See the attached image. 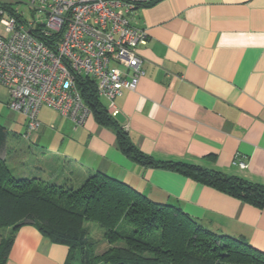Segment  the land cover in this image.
<instances>
[{
  "label": "crops",
  "instance_id": "crops-1",
  "mask_svg": "<svg viewBox=\"0 0 264 264\" xmlns=\"http://www.w3.org/2000/svg\"><path fill=\"white\" fill-rule=\"evenodd\" d=\"M25 1L0 0V5L15 9ZM128 19L148 38L136 51L144 76L135 91H123L115 100L114 121L132 145L156 161L196 165L264 186V0H160ZM8 101L0 86V127L7 132L1 158L19 167L22 177L79 186L101 172L264 252V208L178 172L139 165L92 112L75 127L42 107L40 129L25 139L26 121L9 110ZM13 141L18 151L8 155ZM54 165L58 173L52 172ZM68 256L66 246L53 244L29 224L15 233L5 264H67Z\"/></svg>",
  "mask_w": 264,
  "mask_h": 264
},
{
  "label": "trees",
  "instance_id": "trees-1",
  "mask_svg": "<svg viewBox=\"0 0 264 264\" xmlns=\"http://www.w3.org/2000/svg\"><path fill=\"white\" fill-rule=\"evenodd\" d=\"M0 9L21 17L11 7ZM77 84L97 123L110 127L119 149L139 165L178 172L256 209L264 208L262 185L144 155L107 114L93 81L79 79ZM6 138L0 127V230L8 229L6 235L0 234V264L6 263L17 230L29 224L53 244L68 248L67 264L73 253L78 264H264V252L243 240L209 230L177 204L155 202L104 173L89 174L79 186L59 183L57 178L45 182L42 177L14 176L1 158ZM88 222L98 225L107 244L99 254L97 241L83 226Z\"/></svg>",
  "mask_w": 264,
  "mask_h": 264
},
{
  "label": "built area",
  "instance_id": "built-area-1",
  "mask_svg": "<svg viewBox=\"0 0 264 264\" xmlns=\"http://www.w3.org/2000/svg\"><path fill=\"white\" fill-rule=\"evenodd\" d=\"M158 1L29 0L30 18L0 9V86L8 93L9 110L26 121L25 139L40 129L42 107L83 126L91 110L79 79H91L107 114L118 115L116 98L135 91L144 76L136 51L148 40L128 16Z\"/></svg>",
  "mask_w": 264,
  "mask_h": 264
},
{
  "label": "rangeland",
  "instance_id": "rangeland-1",
  "mask_svg": "<svg viewBox=\"0 0 264 264\" xmlns=\"http://www.w3.org/2000/svg\"><path fill=\"white\" fill-rule=\"evenodd\" d=\"M28 3H29V0L28 1H25V2H22V4H19L18 3V5H15V9H17L20 12H23L25 18H30V15H29V12H28ZM5 19H8V16L7 15L5 16ZM0 33L1 34L3 33V30L1 29V26H0ZM101 102H102V104L105 107L107 106V102L104 99H102ZM17 143L18 142L13 141V142H10L8 144L9 146H8V148H6L7 149L6 153H8V155L12 154L14 151H18V145H17ZM21 149H23V148H21ZM51 149H53V150H51ZM56 149H57L56 147H53V148H50L49 147L48 148V151L49 152H52V151H54ZM56 160L57 159H55L54 164H58V162H56ZM6 165L11 169V172H12V174L14 176H22V174H20V171L21 170L19 169V167L14 166L10 159H7L6 160ZM55 166L56 165H54V167L52 169V172L55 171V173H58L59 171L57 170V168ZM42 180H44L45 182H47V181H50L52 179L51 178H48L47 176H44L42 178ZM83 226L89 230L92 238L97 241V243H98L97 244V247H96L97 253L99 254V253L105 251L107 249V244L105 242H103V239H102V231L98 227V225L95 224V223L88 222V223H85ZM7 231H8V229H2V230H0V234L1 235H6L7 234ZM76 258H77V254L76 253H73L72 254V260L70 261V264H78V261L76 260Z\"/></svg>",
  "mask_w": 264,
  "mask_h": 264
}]
</instances>
